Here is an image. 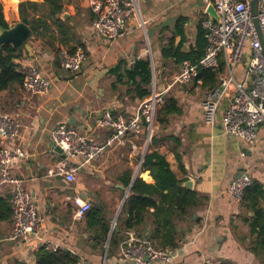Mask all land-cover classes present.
<instances>
[{
  "label": "crops",
  "instance_id": "obj_1",
  "mask_svg": "<svg viewBox=\"0 0 264 264\" xmlns=\"http://www.w3.org/2000/svg\"><path fill=\"white\" fill-rule=\"evenodd\" d=\"M23 1L42 3V0H0L9 25L21 19L19 4ZM137 1L144 26H138L136 19H132L126 35L115 40L94 32L88 0L64 1L68 14L65 19L70 18L69 24L75 25L77 41L54 46L59 51L71 52L78 47L85 51V60L73 73L62 68L58 55L55 57L43 42L29 38L30 48L23 46V57L17 62L24 69L37 67L51 80V87L43 96L31 95L15 85L0 92V111L9 113L19 124L18 136L13 140L0 139V146H18L23 150L25 156L11 171L23 180V188L32 196L44 220L38 235L0 244V264H36V252L49 243L77 255L78 264H122L120 246L125 229L121 228L119 218L125 217L123 205L131 194L134 179L154 183L149 171L142 167L144 156L153 150L165 156L183 185L190 180L189 189L202 199L191 220L177 225L181 233L177 244L185 237L193 242L170 264H201L205 259L215 264L225 260L233 264H264V256L255 255L249 248V220L253 212L226 193L229 183L242 172H248L264 186V124L259 126L257 138L251 144L223 134L219 124L212 127L203 124L200 100L207 87L190 83L172 87L164 94V99L171 97L177 101L181 113L170 117L164 129L156 122L154 145L146 142V131L142 130L137 135L129 134L124 144L108 146L106 153L95 161L71 160L82 163L75 182L47 173L61 157L52 146L51 131L56 125L67 124L72 118L74 125L70 126L104 143L111 130L98 125V120L105 112L131 117L137 105L149 96L139 97V87L151 92L154 83L157 91H161L165 86L163 76L179 69L180 62L175 56L163 54V48L171 45L185 53L199 51L204 32L200 21L208 17L209 1ZM138 60L150 62L148 85L141 75L131 78L130 72ZM246 62L244 58L237 64V80L242 78ZM72 195L89 201L91 207L101 208L109 230L114 226L118 231L122 229L116 246L109 248L114 231L108 240L109 231L102 237L96 227H88L86 216L73 218L72 205L66 201ZM0 197H7L10 203L8 187L0 186ZM154 212L153 207L149 208L140 224L128 229L156 246ZM11 229V219L0 222V237H6ZM103 256H106L104 263Z\"/></svg>",
  "mask_w": 264,
  "mask_h": 264
},
{
  "label": "built area",
  "instance_id": "obj_2",
  "mask_svg": "<svg viewBox=\"0 0 264 264\" xmlns=\"http://www.w3.org/2000/svg\"><path fill=\"white\" fill-rule=\"evenodd\" d=\"M213 5L219 21L205 17L200 26L204 31L206 48L197 63L184 60L179 69L165 74V86L157 91L152 85L149 96L141 101L134 114L125 118L120 114L105 112L98 125L110 128L111 133L104 143L82 133L69 124L61 123L51 131L52 142L62 150L61 157L47 173L49 176L61 175L67 182H75L80 159L91 162L102 157L108 146L124 144L129 134L137 135L146 131L148 143L154 134L157 111L164 103V94L175 86L190 83L201 85L199 68L215 70L220 60L224 62L223 72L218 84L208 88L202 94L200 110L203 124L212 127L219 124L222 133L234 135L247 144L257 138L260 125L264 124V56L252 22V0H206ZM93 15V30L109 40L121 38L127 33V24L136 19L138 26L145 21L140 15L137 0H88ZM257 19L264 39V0H258ZM85 51L76 48L72 52L61 49L59 62L66 72L79 70L85 60ZM246 58V66L240 80L235 77L237 64ZM51 80L35 66L25 69L21 88L31 95H47ZM19 124L9 114L0 111V139L13 140L18 136ZM244 153H242L243 155ZM25 156L18 146H0V186L8 187L12 229L5 241L26 240L31 234L38 235L43 226V217L39 214L32 196L23 188V180L15 176L12 167ZM252 183L248 172L238 174L228 185L226 193L240 201L244 191ZM72 205L73 218L81 219L90 210L92 204L79 195L67 196ZM114 225V223H113ZM188 237L178 241L176 248H158L149 240L138 237L131 229H125L120 246L122 264H170L179 256V252L192 243ZM46 248L57 250L56 244H46ZM201 264H215L205 259Z\"/></svg>",
  "mask_w": 264,
  "mask_h": 264
},
{
  "label": "trees",
  "instance_id": "obj_3",
  "mask_svg": "<svg viewBox=\"0 0 264 264\" xmlns=\"http://www.w3.org/2000/svg\"><path fill=\"white\" fill-rule=\"evenodd\" d=\"M65 0H42V3L23 1L19 4V15L27 18L31 25L30 38L33 41H40L51 48L57 57L59 49L57 44H67L77 41L75 37V25H70L68 19H62L61 13L65 8ZM9 24L4 18L2 4L0 3V29L7 28ZM201 32L199 51L188 53L173 49L170 45L162 49L166 56H175L177 62L189 60L197 63L202 57L206 48V39ZM73 50V49H72ZM24 47H13L10 44L3 45L0 49V92L11 89L13 85L21 86L25 69L17 62L23 57ZM72 52V51H71ZM224 62L220 60L215 70L199 68L201 86L213 88L218 84L219 75L223 72ZM131 78L141 75L143 83H150V62L138 60L134 69L130 72ZM150 94L148 89L139 87V97ZM181 113V108L174 98H167L157 111L156 122L162 129L169 124V118ZM151 145L156 143V135L153 134ZM178 159V157H177ZM142 167L149 171L154 183H146L141 178H136L131 183V194L125 199L123 205L124 218H119L121 228L128 229L140 224L145 213L153 207L154 223L156 233L155 245L159 248L177 247V237L181 233L177 230L178 223L191 220L193 212L202 203L196 191L183 185V180L175 176L170 169L165 156L158 151H151L144 156ZM181 169L182 166L180 165ZM127 183V182H126ZM129 183V181H128ZM166 191V192H165ZM158 197V198H156ZM158 202V203H157ZM242 207L253 212L249 220V232L251 236L250 250L257 256H264V186L256 179L244 191L240 200ZM89 228L96 227L102 237H106L109 231V224L104 218L103 210L91 207L86 213ZM11 219L10 203L7 197H0V222ZM197 221V219H195ZM122 230V229H121ZM121 230L113 232L109 248L117 245L121 239ZM162 230H164L162 232ZM36 264H78L79 257L67 249H48L41 246L36 252ZM220 264H233L230 261H221Z\"/></svg>",
  "mask_w": 264,
  "mask_h": 264
},
{
  "label": "water",
  "instance_id": "obj_4",
  "mask_svg": "<svg viewBox=\"0 0 264 264\" xmlns=\"http://www.w3.org/2000/svg\"><path fill=\"white\" fill-rule=\"evenodd\" d=\"M257 6H258V0H252V7H251V16H252V22L258 37L259 44L261 46V50L264 56V39L260 30V26L257 19ZM206 13L210 18L215 19L216 21H219V16L216 14L215 9L213 5L209 4L206 8ZM61 18L65 19L68 17V14L63 11L61 13ZM31 34V25L29 24V20L27 18H21L19 21L15 22L12 25H9L7 28H1L0 29V49L3 45L10 44L13 47H20L24 46L25 48L29 49V38ZM70 118V120L67 121V124L74 125L73 119ZM52 146H54V151L56 153L61 154L62 150L60 147L56 146L54 143H52ZM184 186L187 188H191V181L187 180L184 182ZM126 196V195H125ZM124 201V199H123ZM94 206H98V203H94ZM193 218H195V214L193 215ZM114 218V222H115ZM113 231H118L117 227L110 228L108 240L110 238V235ZM108 245V242L106 243V247ZM106 256H103V263L105 262Z\"/></svg>",
  "mask_w": 264,
  "mask_h": 264
}]
</instances>
